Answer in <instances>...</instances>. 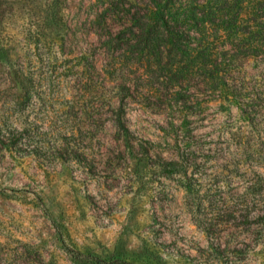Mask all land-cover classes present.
I'll return each instance as SVG.
<instances>
[{
	"label": "rangeland",
	"instance_id": "374dc122",
	"mask_svg": "<svg viewBox=\"0 0 264 264\" xmlns=\"http://www.w3.org/2000/svg\"><path fill=\"white\" fill-rule=\"evenodd\" d=\"M238 12L211 26L259 50L208 97L171 0H0V264H264V0Z\"/></svg>",
	"mask_w": 264,
	"mask_h": 264
},
{
	"label": "trees",
	"instance_id": "16d2710c",
	"mask_svg": "<svg viewBox=\"0 0 264 264\" xmlns=\"http://www.w3.org/2000/svg\"><path fill=\"white\" fill-rule=\"evenodd\" d=\"M231 1L233 4L227 3L224 8L226 12L232 14L227 18L225 17L226 12H215L216 10L211 5L203 3L202 0H189L185 4L178 0H171V72L174 71L178 83H193V88H187L189 93H194L196 87H200L198 89L204 95L218 97L222 90L221 84L225 79L224 74L232 73L237 67H243L251 59L250 57L259 50L258 42L242 44L239 40L232 42L230 49L228 47L226 49V44H223L221 40V28L211 26L212 18L222 19L228 22L226 25L230 37L237 33L240 29L239 22L244 20L238 12L243 0ZM237 6L239 7L236 10ZM192 38L197 41H190ZM184 39H188V41ZM233 39H236L234 35ZM177 66H179L178 69H175ZM94 69L98 72L95 66ZM224 86L228 90L233 89L229 84L224 83ZM179 94L178 90L173 93L175 98ZM232 95L238 105L246 104L247 99L244 95L236 94V92H233ZM194 100V97L188 96L183 101L193 102ZM121 125L124 127V124ZM179 131L180 128L177 130V141L184 143V139L181 140L178 137ZM185 188L187 191H191L190 186L186 184ZM68 251L79 264H114L112 257L99 259L92 253H82L74 249H68ZM148 264H159V262L152 258Z\"/></svg>",
	"mask_w": 264,
	"mask_h": 264
}]
</instances>
